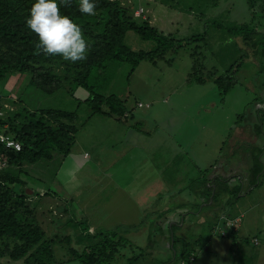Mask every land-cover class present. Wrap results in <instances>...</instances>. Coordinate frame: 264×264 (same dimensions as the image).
<instances>
[{
	"label": "rangeland",
	"instance_id": "1",
	"mask_svg": "<svg viewBox=\"0 0 264 264\" xmlns=\"http://www.w3.org/2000/svg\"><path fill=\"white\" fill-rule=\"evenodd\" d=\"M121 2L134 4L135 16L142 8L141 18H148L151 25L178 39L206 31L205 45L213 52L206 54V68L214 67L220 75L231 64L235 67L230 74L232 84L224 91L214 82V75L203 83L186 82L192 68L190 54L197 45H203L202 40L182 46L176 52L169 50L165 59L156 63L140 61L133 71L126 62H108L104 69L94 70L89 83L104 95L113 94L126 100V107L134 114L133 119L127 120L129 127L94 115L79 130L62 163L55 157L28 164L20 177L27 183L25 191L34 193L30 220L42 228L46 238L55 241L57 258L67 257L61 244L56 243L65 236L70 235L71 244L77 246V235L121 228L119 235L129 243L122 250L125 259L119 264H128L127 259L136 255L138 262L148 260V252H152L154 264H171L168 248L147 249L149 242L159 245L167 232L165 226L160 228L158 217L163 218L164 213L171 215L175 205L181 202L188 205L194 202L187 187H176L181 180L173 181L171 164L185 167L182 175L193 179L198 169L203 171L217 160L208 177L221 173L246 179L245 171L254 159L247 160L249 153H244L242 147L264 145V139L253 127L258 120L256 113L264 105V66L252 54L253 49L245 48L240 39L256 27L246 0H219L213 7L198 6L202 0ZM211 23H218L220 28L211 27ZM233 26L238 27L235 29L238 35L228 30ZM125 42L133 50L154 48L153 41L141 38L134 31L126 33ZM171 56L168 63L166 60ZM236 62L241 65L236 66ZM29 79L27 73H10L0 80V97L5 99L7 112L24 107L68 111L78 108L81 121L88 115L87 105L78 103L89 96L84 87H75L73 91L60 89L47 95L30 84ZM138 103L143 106L138 107ZM3 109L0 115L6 113ZM122 150L127 151L125 156ZM234 152L237 153L231 155ZM260 155L263 161L264 152ZM229 159L231 163L225 168ZM22 188L23 185H16V190ZM242 211L245 215L240 238L233 247L223 240L228 251L219 252V261L264 264V174L260 184L232 205L231 213ZM199 216L200 212L192 214V218ZM210 221L208 217L198 229L207 232ZM181 233L178 229L175 236L189 240L196 235L193 229L185 232V236ZM254 236L258 237V244L252 243ZM192 253L195 262L191 264H207L204 250L197 248ZM215 260L218 258L212 257V264H217ZM0 262L24 264V259L0 257Z\"/></svg>",
	"mask_w": 264,
	"mask_h": 264
},
{
	"label": "trees",
	"instance_id": "2",
	"mask_svg": "<svg viewBox=\"0 0 264 264\" xmlns=\"http://www.w3.org/2000/svg\"><path fill=\"white\" fill-rule=\"evenodd\" d=\"M202 2L198 6L213 7L219 0ZM246 3L256 27L240 39L245 48L253 49L252 54L257 56L264 66V0H246ZM32 4L33 0H0V80L10 73H27L30 84L47 95L60 89L73 91L75 87H84L89 91V96L78 103L79 106L82 102L87 105L88 115L81 121L78 108L68 111L60 108L31 110L24 107L7 112L8 108L4 107L5 99L0 97V109L4 107L6 112L0 115V131L10 135L21 145L19 150H15L0 144V257H8L14 261L22 258L24 264H119L124 255L122 250L129 243L124 236L119 235L121 228L77 235V246L71 244L70 235L65 236L56 243L61 244L67 257L57 258L55 241L46 238L42 228L30 220L34 210L31 199L34 193L25 191L27 183L20 174L26 165L38 161H51L57 157L59 163H62L75 144L79 130L94 115L107 117L118 123H124L130 115H134L133 111L126 107V100L113 94L104 95L89 83L94 70L104 69L108 62H126L133 71L140 61L156 63L165 59L169 50L176 52L182 46L202 40L203 45H197L190 54L192 68L187 75V83H203L207 77L214 75V82L226 91L232 84L230 74L235 71V67L230 64L220 75L214 67L207 70L204 63L206 54L213 52L205 45L206 31L178 39L174 34L165 33L151 25L148 18L135 16V5L122 3L121 0H97L94 16L80 13L79 0H70V4L61 6V12L72 16L91 42L86 59L75 63L65 61L60 56L46 55L38 49V36L26 25ZM210 25L220 28L218 23ZM235 29L238 27L228 28L234 33ZM129 31H134L145 40L153 41L154 48L131 49L125 42L126 33ZM170 60L172 61V56L166 61L169 63ZM235 65L240 66L241 63L236 62ZM255 119L258 120L253 124L254 131L264 139V105L259 107ZM242 151L249 152L247 160L254 159L252 166L245 171L247 180L237 174L227 177L217 173L208 177L217 164L215 160L205 170L198 169L194 180L187 183L189 197L191 196L194 202L188 206V203H185L184 206L197 211L202 204L199 200L201 198L204 202L212 201V207L217 208L221 203L224 204L222 209L217 211L216 218L209 222L207 232L197 234L193 239L190 238V241L172 235L176 262L191 264L195 262L192 251L197 248L203 250L207 245L213 247L215 244L226 247L224 239L232 247L238 242L245 213H231L232 205L260 184V178L264 174V160L262 161L260 155L264 152V145L251 148L245 145ZM230 163L231 159L226 162V167ZM231 179L236 183L230 184ZM17 184L23 185V188L16 190ZM45 194L48 195V192ZM166 216L164 213L163 218L158 217L160 228L165 226L174 230L178 222L174 221L171 227ZM251 240L254 244L259 242L257 236ZM136 256L129 257L128 264L138 263Z\"/></svg>",
	"mask_w": 264,
	"mask_h": 264
},
{
	"label": "clouds",
	"instance_id": "3",
	"mask_svg": "<svg viewBox=\"0 0 264 264\" xmlns=\"http://www.w3.org/2000/svg\"><path fill=\"white\" fill-rule=\"evenodd\" d=\"M70 0H33L26 25L38 36V49L46 55L60 56L75 63L86 59L91 42L80 24L61 12ZM97 0H79L81 14L94 16Z\"/></svg>",
	"mask_w": 264,
	"mask_h": 264
},
{
	"label": "crops",
	"instance_id": "4",
	"mask_svg": "<svg viewBox=\"0 0 264 264\" xmlns=\"http://www.w3.org/2000/svg\"><path fill=\"white\" fill-rule=\"evenodd\" d=\"M133 117H134L133 115H130L129 118L133 119ZM127 124H128L127 121L124 122V123H121V125H124V127L126 126V128L128 126ZM124 135H125V137H124L125 141H127V138H126L127 135L126 134H124ZM124 143H126V142H124ZM129 145L130 144H128L127 146H129ZM111 147H113V146L111 145ZM125 149L128 150V149H130V147H127V148L125 147ZM131 149H133V146L131 147ZM122 152H123V155H124V153H127V151H125V150H122ZM122 152H120V153H122ZM84 156H85V153H84ZM88 156L89 155H87L86 157H88ZM225 167H226V164H225ZM226 168H228V167H226ZM171 171L173 173V175H172L173 181H177L178 178L181 180V182H179L178 185L176 186L177 188L184 189L186 187L187 183L192 180V177L190 175H188L186 179H185L184 174L182 175V173L186 171L185 167H183V169H182V165L177 166V164L176 165L175 164H171ZM197 172H198V170H197ZM178 174H181V176L178 175ZM235 183L236 182H230V184H235ZM199 200H200V202L202 204H201L200 208L197 211H193L191 209V207H187L188 204H187V206H184L185 202H181L180 205H178V204L175 205L176 207L173 208V212L174 213H172L169 216H166V218L169 221V226L172 227L174 225V221L178 222V226L177 227L175 226L174 230L172 228H171V230L169 228H165V230L167 232H166L165 235L162 236V238L160 240V244L156 245V244H153L152 242H149L148 245H147L148 246L147 249H149L150 247H157V250L161 251V248L166 247V248L169 249V251H171V264H180L179 261L176 262L175 251L173 249V238H172V235H176L175 231L178 230V229H181V231H182V233L180 234L181 236H185L186 235L185 232H187L189 229L190 230L191 229L195 230L196 231V235L197 234L198 235L201 234L203 232V230H204V229L203 230L202 229L201 230L198 229L200 227L201 222H203L208 217L211 218V221L214 220L216 218L217 211L218 210L220 211L222 209V207H223V204H224V203H221V205L216 208V207H212V201L204 202V200L202 198L199 199ZM181 206H183V207H181ZM202 207H204V209H202ZM190 209H191V211H190ZM188 212H191V213H188ZM197 212H200V216H199L200 219L199 218H192V214H196ZM195 225H196V228H194ZM170 237H171V240H170ZM149 245H151V246H149ZM209 247L210 246L207 245L203 249L205 258L207 260V264H212L213 263L212 262V257H215V259L218 258V260H215V261L217 262V264H221V262L219 261V256H218L219 252H221L224 249L226 251H228L227 248L226 247H222L219 244H215L213 247H210V248ZM148 253H149V256H150L148 260H144L143 262H138L136 264H154V262L151 261V258L153 256L152 252L151 253L148 252ZM122 259H125V258L122 257V258H120L119 261H123ZM220 259L223 260V258H220ZM161 264H168V262L161 263Z\"/></svg>",
	"mask_w": 264,
	"mask_h": 264
},
{
	"label": "built area",
	"instance_id": "5",
	"mask_svg": "<svg viewBox=\"0 0 264 264\" xmlns=\"http://www.w3.org/2000/svg\"><path fill=\"white\" fill-rule=\"evenodd\" d=\"M139 11V12H137ZM136 11V16H140L139 13H141L143 11L142 8H140V10ZM138 107H142L143 104L142 103H138L137 105ZM0 144H4L6 147L8 148H14L15 150H19L21 148V145L18 141H16L13 137H11L8 134H5L3 132L0 131ZM255 243H257L256 240H254ZM181 264H184L181 262Z\"/></svg>",
	"mask_w": 264,
	"mask_h": 264
}]
</instances>
